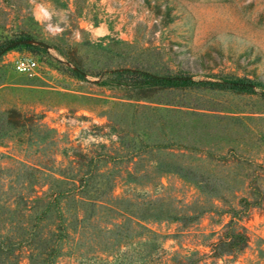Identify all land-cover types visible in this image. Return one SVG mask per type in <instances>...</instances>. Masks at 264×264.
<instances>
[{"label":"rangeland","instance_id":"1","mask_svg":"<svg viewBox=\"0 0 264 264\" xmlns=\"http://www.w3.org/2000/svg\"><path fill=\"white\" fill-rule=\"evenodd\" d=\"M0 154L4 172L109 157L135 218L99 209L57 264H173L226 234L247 247L208 263L264 264V0H0Z\"/></svg>","mask_w":264,"mask_h":264},{"label":"trees","instance_id":"2","mask_svg":"<svg viewBox=\"0 0 264 264\" xmlns=\"http://www.w3.org/2000/svg\"><path fill=\"white\" fill-rule=\"evenodd\" d=\"M147 79L163 84L169 81ZM83 158L88 169L81 172H54L23 162L19 170L9 168V172H4L0 168V264H17L23 250L30 264H57L66 244L79 233L82 224L98 216L101 208L118 218H135L120 208V202L128 200L114 196L118 176L95 169L109 157L83 155ZM127 178L135 180L137 176L129 173ZM16 181L22 183L20 190L13 187ZM118 218L108 225L118 226L115 224ZM236 238L223 235L212 247L211 256L195 252L191 256L175 257L173 264H214L207 260L221 257L217 250L220 245L228 249L229 255L247 247V235H242L240 240Z\"/></svg>","mask_w":264,"mask_h":264},{"label":"built area","instance_id":"3","mask_svg":"<svg viewBox=\"0 0 264 264\" xmlns=\"http://www.w3.org/2000/svg\"><path fill=\"white\" fill-rule=\"evenodd\" d=\"M14 70L28 77H40L41 66L39 60L31 55H16L11 60Z\"/></svg>","mask_w":264,"mask_h":264},{"label":"water","instance_id":"4","mask_svg":"<svg viewBox=\"0 0 264 264\" xmlns=\"http://www.w3.org/2000/svg\"><path fill=\"white\" fill-rule=\"evenodd\" d=\"M22 43H24L23 41H15V42H12L10 43L4 50H9V49H12L18 45H21Z\"/></svg>","mask_w":264,"mask_h":264},{"label":"clouds","instance_id":"5","mask_svg":"<svg viewBox=\"0 0 264 264\" xmlns=\"http://www.w3.org/2000/svg\"><path fill=\"white\" fill-rule=\"evenodd\" d=\"M38 7H39V6H38ZM44 18H45V19H51V16L45 11ZM36 19H37L38 21H40L42 18H41L40 15H36Z\"/></svg>","mask_w":264,"mask_h":264}]
</instances>
